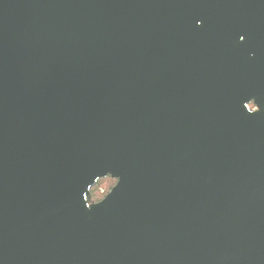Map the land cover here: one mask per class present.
I'll return each instance as SVG.
<instances>
[{"label": "water", "instance_id": "obj_1", "mask_svg": "<svg viewBox=\"0 0 264 264\" xmlns=\"http://www.w3.org/2000/svg\"><path fill=\"white\" fill-rule=\"evenodd\" d=\"M0 264H264V0H0Z\"/></svg>", "mask_w": 264, "mask_h": 264}, {"label": "trees", "instance_id": "obj_2", "mask_svg": "<svg viewBox=\"0 0 264 264\" xmlns=\"http://www.w3.org/2000/svg\"><path fill=\"white\" fill-rule=\"evenodd\" d=\"M105 181H108L106 184H104ZM113 179L111 178H103L99 179L94 187L91 188V196L93 201H98L106 192L107 190L112 186Z\"/></svg>", "mask_w": 264, "mask_h": 264}, {"label": "snow or ice", "instance_id": "obj_3", "mask_svg": "<svg viewBox=\"0 0 264 264\" xmlns=\"http://www.w3.org/2000/svg\"><path fill=\"white\" fill-rule=\"evenodd\" d=\"M200 23V21L199 20H197V24H199ZM239 40L242 42V41H244L245 40V36L244 35H241L240 37H239ZM249 107V106H248ZM257 111V108H253V109H249V112H256Z\"/></svg>", "mask_w": 264, "mask_h": 264}, {"label": "flooded vegetation", "instance_id": "obj_4", "mask_svg": "<svg viewBox=\"0 0 264 264\" xmlns=\"http://www.w3.org/2000/svg\"><path fill=\"white\" fill-rule=\"evenodd\" d=\"M248 106H249V107H248L249 109H253V108H254V106H253L252 104H249ZM108 178H109V177H108ZM114 183H115V180L113 179V184H112V186L114 185ZM112 186H111V187H112ZM111 187H110V188H111ZM110 188H109L108 190H110ZM107 192H108V191H107ZM107 192H106V193H107ZM106 193H105V194H104L99 200H101V199L106 195ZM99 200H98V201H99Z\"/></svg>", "mask_w": 264, "mask_h": 264}, {"label": "rangeland", "instance_id": "obj_5", "mask_svg": "<svg viewBox=\"0 0 264 264\" xmlns=\"http://www.w3.org/2000/svg\"><path fill=\"white\" fill-rule=\"evenodd\" d=\"M108 181H105L104 184H106ZM108 191V190H107Z\"/></svg>", "mask_w": 264, "mask_h": 264}]
</instances>
